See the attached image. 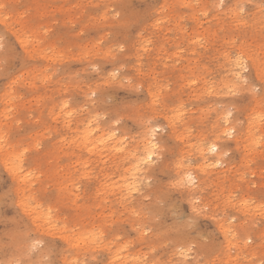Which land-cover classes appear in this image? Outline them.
<instances>
[{"label":"rangeland","instance_id":"1","mask_svg":"<svg viewBox=\"0 0 264 264\" xmlns=\"http://www.w3.org/2000/svg\"><path fill=\"white\" fill-rule=\"evenodd\" d=\"M0 5V264H264V0Z\"/></svg>","mask_w":264,"mask_h":264},{"label":"bare ground","instance_id":"2","mask_svg":"<svg viewBox=\"0 0 264 264\" xmlns=\"http://www.w3.org/2000/svg\"><path fill=\"white\" fill-rule=\"evenodd\" d=\"M237 63H238V61H236L233 64L235 73L241 71V69L237 67ZM233 76L236 77L235 74H233ZM226 121H227V119H226ZM86 132H87L86 135L83 136V138H82V142L86 144V150L88 153L91 154L94 151V149L98 148V147L95 148V145H94V142H96L97 140L95 139L93 141V139L91 138L92 136L90 135L91 131H86ZM153 132H154L153 129H151V127H149V125H147L146 130H145V134H144L143 138L141 139V141L139 142L140 148L138 147L136 150H134V152H133V150H130L128 153L123 152L122 155L120 156V158H124V156H126L128 159L131 160V164L127 168L124 167L123 162H121L119 164L120 166H118V168L121 171L120 175H119L120 179L118 178L120 180V183H118L116 181L115 184L116 183H118V184H116L114 186H116V187H118L124 191V193L123 192L121 193L122 199L126 200V199H128L129 196H132L133 192H135V191L137 192L138 187L140 186V183H141L140 181L142 180V177H140L142 171L144 170V168L148 167L154 161V159H156V156H157L156 145H157V143L152 139V137H153L152 133ZM232 132L233 131L231 128H225V129L221 130L222 134L232 133ZM100 146L102 149V153L103 152L118 153V152H122V150H123L121 148V144L119 141L108 142L107 140H102L100 142ZM212 148H215V151L210 150ZM217 150H218V147H217V143L215 142V143L209 144L206 149L202 148L200 154L203 158L204 155H206V153H209V154L215 153V152H217ZM150 153L152 154V160L148 161V156ZM121 160L123 161V159H121ZM11 168L13 171L16 170V167L14 165L11 166ZM185 180L187 181L186 183H188L190 185L193 184V183H190L187 180V178ZM193 180L195 181L196 178H193ZM119 184H120V186H118ZM91 235H90V237H91ZM85 237L86 236H84V238ZM245 239L248 240L249 237L247 236V237H245ZM76 240H79V238ZM80 241L84 242V239L80 238ZM243 243L245 244V242H243ZM118 255H120V254H117V256ZM115 257H116V255H115Z\"/></svg>","mask_w":264,"mask_h":264},{"label":"snow or ice","instance_id":"3","mask_svg":"<svg viewBox=\"0 0 264 264\" xmlns=\"http://www.w3.org/2000/svg\"><path fill=\"white\" fill-rule=\"evenodd\" d=\"M222 2H223V0H222ZM0 7H5V6L4 5H0ZM237 60H238L237 67L240 68L241 71L247 72L248 69L245 67V65L243 64V62L240 60L239 57L237 58ZM235 75H236L237 86H243L245 89L250 90L253 93H255L257 91L254 79L253 80L244 79L241 82L240 72L235 73ZM259 87H260V89L264 90V78H262ZM226 135H231V133H226ZM210 150L215 151V148H212ZM151 160H152V154L150 153L149 156H148V161H151ZM187 180L190 183H194L193 177L191 175H189L187 177ZM189 226H191V225H189ZM36 250H38L37 249V244H33L32 245V249H30V251H36ZM39 251H43V249H39ZM183 254H184V252H183V250H181V255H183ZM10 264H56V262H54L52 260H49L47 258H44V259H42V260H40L38 262L37 261H31V262H29V261H23V262H21V261H13V262H10Z\"/></svg>","mask_w":264,"mask_h":264}]
</instances>
